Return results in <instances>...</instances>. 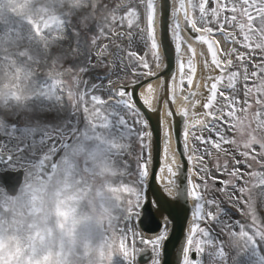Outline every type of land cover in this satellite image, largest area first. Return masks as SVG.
Instances as JSON below:
<instances>
[{"label":"rangeland","instance_id":"obj_1","mask_svg":"<svg viewBox=\"0 0 264 264\" xmlns=\"http://www.w3.org/2000/svg\"><path fill=\"white\" fill-rule=\"evenodd\" d=\"M147 5L148 0H34V11L22 16L11 10L0 11V64L22 65L26 84L24 98L11 94L0 98V132L5 136L0 143V155L8 153L14 157L0 171L25 169L20 189L23 191L30 184L49 181L57 175L56 171L53 176H40L35 166L38 157L48 160L54 155L52 152L60 153L66 142L70 145L59 154V162L75 143L102 146L108 171L101 174L89 171L86 164L82 167L86 182L112 195L109 219L96 237L109 250L108 264H138L136 257L144 248L139 239L145 236L138 225L133 234L124 213L129 199L123 191L128 180L124 164L134 162L135 141L122 136L114 125L104 126L105 117H110L113 109L94 102L91 96L106 97L108 93H101L96 86L88 90L86 86L91 80L97 85L111 81L115 88L131 79L129 69L133 65L124 62L125 50L129 36H134L128 50L144 52L141 38L146 40L148 36ZM119 29L124 35L114 36ZM237 36L242 39L238 30ZM252 39L264 41V32L255 33ZM236 47L244 51L241 45ZM262 55L253 53L254 62L259 63ZM111 69L110 80L100 79V74ZM252 70L250 65L249 71ZM219 87L226 90V81ZM238 99L240 104L230 120L233 127L227 121L221 127L234 143L224 145L228 152L219 154V162L221 166L227 163L228 170L239 168L243 176H229L223 167L216 171L212 161L205 157L215 181H229L235 187L222 194L214 191L219 188L212 185L205 194L206 199L215 196L224 212L220 223L201 222V227L209 229L212 235L211 244L203 250L202 264H264V92L259 103L255 94L249 97L248 104L244 103L242 92ZM82 118L86 122L74 134ZM203 135L207 137L209 133L205 131ZM195 143L190 138V146ZM197 147L204 148L199 144ZM210 150L215 157L216 151ZM241 152L248 153L247 157L239 155ZM233 160L240 164L234 165ZM193 166L194 172L199 167L195 159ZM193 177L199 183V178ZM8 196L0 185V199ZM230 207L239 209L238 215L230 214ZM217 249L222 251L221 256L215 255ZM157 255L161 261V253L155 254V259Z\"/></svg>","mask_w":264,"mask_h":264},{"label":"snow or ice","instance_id":"obj_2","mask_svg":"<svg viewBox=\"0 0 264 264\" xmlns=\"http://www.w3.org/2000/svg\"><path fill=\"white\" fill-rule=\"evenodd\" d=\"M166 5L170 9V25L166 34L174 45L177 72L164 79L161 70L169 68L161 25L162 9ZM147 8L149 29L147 39L141 38L143 54L128 50L134 36H129L130 43L125 50L124 62L133 65L129 69L131 79L116 88L112 87L111 81L97 85L101 93L106 91L108 95L105 97L93 94L91 99L102 105H110L113 109L110 117H105L104 126L114 125L122 136L135 141L134 162L124 164L128 180L123 191L129 196L124 213L129 229L135 234L134 226L155 223V239L141 236V243L148 244L155 254L162 253L161 241L169 239V222L175 224V209L181 207L180 197L185 195L195 201V210L191 213L194 224L186 238L182 264H202L203 250L206 244H211L212 235L209 229L201 227V222L220 223L219 217L224 212L221 202L215 196L206 199L205 194L216 181L211 176L212 169L205 162V157L212 161L216 171L223 167L229 176L237 173L243 176L239 168L228 170L227 163L221 166L219 162V154L228 152L224 145L234 143L232 137L221 131V127L226 121L233 127L230 120L234 117L236 106L240 104L238 95L241 92L245 104H248L252 94H255L256 102L259 103V96L264 92V55L259 63H255L253 57L255 52L264 53V41L258 43L252 39L255 33L264 32V0H148ZM180 13L185 18L182 26L177 19ZM157 14L160 18L159 40L156 39ZM237 30L242 39L238 38ZM222 41L225 42L224 47H221ZM237 44L244 51H240ZM197 46L200 48L199 53ZM186 51L189 54L187 61L184 59ZM153 65L160 70L153 71ZM250 65L253 68L251 72ZM198 71L199 80L205 81L207 94L200 91ZM145 79L150 81L146 85L147 95L137 87H143L142 82ZM152 80L160 81V96H156ZM225 81L226 90H221L219 86ZM177 85L187 107H175ZM153 101L159 106L160 113L167 107V117L170 118L168 126L163 128L165 143L162 149L160 145L158 148L155 145L154 131L142 111V107L147 111H157ZM226 108L229 110L225 111ZM177 115L180 119H172ZM205 131L209 133L207 137L203 135ZM173 133L182 149L181 155H185L188 162L195 159L198 163L199 167L194 168L193 174L199 178V183L189 177L186 180L188 187H181L178 181L182 166L176 163V155L173 153L170 163L166 165L170 178L161 189L150 196L149 178L151 177L152 183H157L158 172L164 171V168L150 171L149 162L153 160V151H162L167 159ZM190 137L196 142L191 146ZM197 144L203 145V150ZM210 148L216 151L215 157ZM239 155L247 157L248 153L241 152ZM233 164H240V161L233 160ZM219 184L220 188L214 191L222 194L229 187H235L229 181H219ZM154 264H160L158 255Z\"/></svg>","mask_w":264,"mask_h":264},{"label":"clouds","instance_id":"obj_3","mask_svg":"<svg viewBox=\"0 0 264 264\" xmlns=\"http://www.w3.org/2000/svg\"><path fill=\"white\" fill-rule=\"evenodd\" d=\"M5 10L25 15L34 0H0ZM24 74L22 65L0 64V98H24ZM85 164L108 171L104 148L75 143L55 178L0 199V264H108L109 250L96 237L109 219L112 195L86 182Z\"/></svg>","mask_w":264,"mask_h":264},{"label":"water","instance_id":"obj_4","mask_svg":"<svg viewBox=\"0 0 264 264\" xmlns=\"http://www.w3.org/2000/svg\"><path fill=\"white\" fill-rule=\"evenodd\" d=\"M180 14L185 20L183 13H180ZM161 25H162L163 40L165 44L166 60L169 61V68L171 69V71H169V68L162 69L161 75L164 77V79H167L168 76H170L171 74H176V71H177L174 45L172 43L171 38L166 34L167 29L170 25V9L167 5L162 9ZM159 33H160V18L158 17V37H159ZM149 82H150L149 79H145L142 82V84L145 86ZM137 87H139L140 90L142 88L139 85ZM160 95H161V92L159 91L158 96ZM154 107L157 108V111H147V109L144 107H142V111L145 112L146 117L149 119L150 127L154 131L155 145L157 146V148L160 145L162 149L165 141L163 138V126H161V120H163V114L167 117V107H165L163 113H160L159 106L156 103ZM172 119H180V117L177 115L173 117ZM173 138L175 142V149L179 153L180 160L182 163L181 165L182 167L179 172L178 182L181 184L182 188H187L188 185L186 183V180L187 178L190 177V173H189L190 164L187 161L186 156L181 155L182 149L180 146H178L175 133H173ZM49 168H50L49 172L50 173L53 172V170L55 169L54 161L50 164ZM154 168H157V169L162 168V151L160 152L155 151V150L153 151V160H151V170ZM159 173L160 172H158V177H159ZM4 176L11 177V178L13 177L11 183H9L8 185L12 188V192L16 193L21 183V176L18 173H13V172L6 173ZM149 187H150L149 195L152 196L156 193L158 189H161L163 185L159 182V179L157 183H152L151 177H150ZM180 205L181 207H177L174 212V214L177 217L175 224L173 225V224H170L169 222L171 226V230H170L169 239L165 242V245H164L162 264H182L183 249L185 247L186 238L189 233L190 222L192 218L191 213L193 212V207L191 204V199L187 198L185 195H182L180 197ZM140 228L145 233H149V234L156 233L155 223H147L146 225H140ZM151 257H152V254H148L147 256H144L143 262L150 261ZM193 258H195L194 255H193Z\"/></svg>","mask_w":264,"mask_h":264},{"label":"bare ground","instance_id":"obj_5","mask_svg":"<svg viewBox=\"0 0 264 264\" xmlns=\"http://www.w3.org/2000/svg\"><path fill=\"white\" fill-rule=\"evenodd\" d=\"M189 13H190V15L192 14L191 13V9L189 8ZM157 15H156V24H157ZM178 21H179V23H180V25L182 24V22H183V18H182V16L181 15H179V18H178ZM219 38V37H218ZM225 46V42L224 41H222V43H221V47H224ZM197 51H198V53H199V51H200V48H199V46H197ZM188 58H189V54L187 53V51L185 52V55H184V59H185V61H187L188 60ZM197 61H199V56H197ZM158 70H160V69H156L155 68V71H158ZM85 78V77H84ZM86 79V78H85ZM109 79V78H108ZM177 79H178V77H177ZM84 81V80H83ZM197 81H198V83H199V86H200V91L201 92H203V93H205V94H207V92H206V89H205V81L204 80H199V71H198V74H197ZM105 82V81H104ZM83 83V82H82ZM153 83V87L154 88H156V96H157V94H158V89H159V83H160V81L159 80H155V81H153L152 82ZM97 82L95 81V80H91V82L89 83V86L87 85L86 86V89L88 88V90H90V89H93L95 86H97ZM177 87V92H176V106H177V108L179 109V108H181V103L183 102L184 104H185V101H184V99L182 98V96L180 95V93H179V86L177 85L176 86ZM194 87V86H193ZM85 89L83 88V91H84ZM186 90H187V85H186ZM141 92H144L146 95H147V88H146V86L145 87H143L142 89H141ZM155 105V101H153V106ZM201 119H203V118H201ZM169 122H170V118H167L166 116H164L163 117V128L164 127H167L168 126V124H169ZM197 131H199V130H197ZM191 138V137H190ZM164 141H165V139H164ZM175 154L176 155V163L177 164H179L180 165V159H179V155H178V153L175 151V146H174V141H173V138H172V142H171V149H170V152H169V156H168V158L166 159L165 157H164V155L162 154V168H164V171H161L160 173H159V177H158V179H159V182L162 184V185H164L166 182H167V180L170 178V176H169V174L167 173V170H166V165L168 164V163H170V157H171V155L172 154ZM175 167V166H174ZM230 214H238V212L234 209V208H231V210H230ZM149 237H155V236H149Z\"/></svg>","mask_w":264,"mask_h":264}]
</instances>
